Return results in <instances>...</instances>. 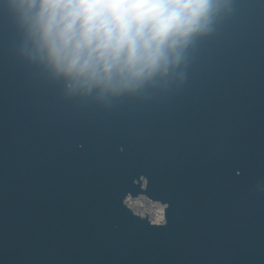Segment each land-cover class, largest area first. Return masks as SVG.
Masks as SVG:
<instances>
[{"label": "snow or ice", "instance_id": "obj_1", "mask_svg": "<svg viewBox=\"0 0 264 264\" xmlns=\"http://www.w3.org/2000/svg\"><path fill=\"white\" fill-rule=\"evenodd\" d=\"M257 9L264 49V3H242L201 48L186 87L135 114L86 118L56 86L18 76L46 110L36 138H21L18 211L10 224L5 200L0 264H112L127 256L155 264H256L264 225L257 245L248 211L257 189L264 203V136L257 146L249 130ZM17 35L0 16L5 70ZM71 175L95 194L83 225L53 219ZM139 201L162 204L172 228H139L146 219L133 210Z\"/></svg>", "mask_w": 264, "mask_h": 264}, {"label": "clouds", "instance_id": "obj_2", "mask_svg": "<svg viewBox=\"0 0 264 264\" xmlns=\"http://www.w3.org/2000/svg\"><path fill=\"white\" fill-rule=\"evenodd\" d=\"M222 0H23L50 69L85 90L129 92L202 31Z\"/></svg>", "mask_w": 264, "mask_h": 264}, {"label": "water", "instance_id": "obj_3", "mask_svg": "<svg viewBox=\"0 0 264 264\" xmlns=\"http://www.w3.org/2000/svg\"><path fill=\"white\" fill-rule=\"evenodd\" d=\"M222 15V12H217L216 16H214V19L220 17ZM221 22V27H223L225 24L223 23V20ZM24 25L30 26L29 21L24 22ZM219 28L218 26L215 27L214 32L218 34ZM188 45H186L187 47ZM264 54V49H259ZM176 67H179L181 65L180 63L173 62L172 65H175ZM3 63L0 62V70L3 68ZM259 76V74L257 75ZM0 78L4 79L0 76ZM150 79V82L143 86L139 92L136 93L134 96L135 99H133V103L131 101L125 102L124 96L128 92H120L116 94H107L109 97V100L106 101L104 98L101 97L103 102V105L101 107V110H104V112H113L117 114H126L128 113V109H133L136 107L138 110V103L142 100H145V96L150 95L151 92H154L158 88V84L161 80L164 82L163 78L157 77L156 80L151 75L148 77ZM261 83L264 84V81L261 80ZM8 86V89L6 90L5 87ZM161 86V85H160ZM170 86V84H169ZM4 90L6 92H4ZM96 90V89H95ZM92 91V89L90 90ZM88 94V101L93 102L94 99L99 98L100 96L98 93ZM102 96V95H101ZM122 99H119V98ZM17 100H24L27 102L28 105H21L17 102ZM33 96L25 92L21 86L20 83H9L7 82L2 83V80L0 79V118L3 120V125H0V144L6 145L7 143H11V146L9 149L2 150L0 148V159H9L10 161L18 160L20 161V158L22 156V144H21V138L24 135H28L29 133L32 134L33 139L36 138L35 136V130L36 124L41 123L44 119L43 112L45 111L44 108L39 105V103L32 104ZM106 102L107 104H105ZM258 102L260 105H264L261 103V101ZM94 103V102H93ZM108 103H111L112 105H109ZM146 106H151L150 99L148 98L146 100ZM93 109V108H91ZM95 109V106H94ZM93 109V110H94ZM92 110V111H93ZM132 114V113H131ZM6 133V137H3L1 133ZM11 158V159H10ZM1 161V160H0ZM145 179H147L145 177ZM21 182V181H20ZM73 184V188H71V185ZM21 184L14 185V190L12 193L8 195H3L2 200L3 204H1L0 208V222H3L5 219V200H7L8 205V217H15L16 213L18 211V208H13V203L10 205L8 202L10 200H17V194L20 190ZM82 191L88 190L90 199H93L94 193L92 190L85 185L83 182V179L76 175H71L68 179V183L64 188L63 195L56 201L54 206V217L53 219L61 224L64 225L66 223L69 226H76V225H83L87 222L88 219V213L87 207L91 206L92 204H88V201H83L82 199H78L75 197H72L69 195V191H73L77 187H81ZM70 187L71 189H68ZM93 201H95L93 199ZM18 202V201H17ZM252 204L255 205V213H248L251 223L253 225L255 235L259 233V229L261 228V223L264 222V203H262L261 200H257L256 202L253 201ZM64 206V208H63ZM70 206V207H69ZM18 207V206H17ZM69 207V208H68ZM82 207V211L80 212ZM3 214V216H2ZM165 214H167V210H165ZM1 216L3 217V220H1ZM158 223V220H157ZM159 231H164L165 228H158ZM145 232H151V230H143ZM257 250L259 251V248L257 246ZM140 256H127V257H121L116 259L112 262V264H149L147 261L149 260V257H143L141 260H139ZM260 260H263V255L259 252ZM256 264H259L258 261Z\"/></svg>", "mask_w": 264, "mask_h": 264}]
</instances>
